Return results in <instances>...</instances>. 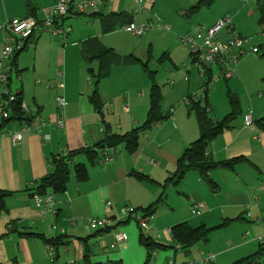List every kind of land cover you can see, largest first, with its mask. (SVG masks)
<instances>
[{"label": "crops", "instance_id": "0c3cea01", "mask_svg": "<svg viewBox=\"0 0 264 264\" xmlns=\"http://www.w3.org/2000/svg\"><path fill=\"white\" fill-rule=\"evenodd\" d=\"M56 1L0 0V59L7 22L31 15L44 19L46 9ZM223 1L226 7L216 13L202 12L200 28L179 26H185V33L178 36L180 41L169 39L159 58L169 62L166 70L156 63L153 51L158 32L171 31L172 26L159 19L162 12L155 9L157 0H142L137 13L138 0L108 1L98 11H72L60 22L71 27L67 37L35 30L26 47L14 57L11 88L20 93L27 116H37L44 124L40 129L24 130L23 139L17 143L10 136L0 137V189L9 193L6 211L0 215V264H166L171 260L174 264H202L210 255L214 257L206 264H231L260 250L257 239L264 234V131L256 120L264 117V101L257 100H264V86L256 89L259 82L254 84L251 69L252 63H259V70L264 72V58L248 57L253 53L242 57L234 79H225L232 89L230 101L233 96L240 105L243 96L252 106L240 109V116L214 138L209 148L214 161L238 159L234 168L212 169L206 176L210 183L194 168L176 184L167 180L187 146L200 137L192 102L207 104L214 119L225 117L220 116L215 104L216 90H210L203 99L199 95L214 69L201 77L189 64L191 52L181 37L206 30L231 15L237 32L250 40L241 23L237 27L234 22V15L238 18L244 13L243 8L235 7L238 0ZM262 1L252 5L262 12L260 23L264 26ZM214 2L198 0L185 14ZM249 15L255 16L253 9L246 17ZM126 19L137 25L151 22L152 26L144 34L135 35L122 28ZM156 22L158 29L150 31ZM228 37L226 33L220 39ZM102 65L107 74L97 79ZM153 85L161 89V112L167 117L140 133L133 153L121 143L100 151L101 160L95 164L85 153L74 156L75 163L88 165V177L81 180L72 169L64 192L48 188L46 194L53 198L56 212L43 214L35 206L33 191L35 183L52 171L53 157L95 148L107 139V132L126 134L142 126L151 107ZM95 93L100 106L94 102ZM196 93L190 103L185 101ZM59 96L66 101L62 107L57 103ZM246 115L252 116V124H245ZM59 117L64 119L63 126L57 123ZM29 121L26 116L21 121H1L0 131L9 127L21 130ZM106 155L109 161L104 160ZM196 204L203 205L199 215L192 211ZM126 206L140 215H154L146 231L123 211ZM91 218H110L113 224L105 230L91 231ZM181 222L214 229L208 241L184 249L171 234L172 227ZM116 232L126 233L127 240L111 248ZM141 233L160 247L149 251ZM213 234L219 241L217 247L209 243ZM235 241L238 245L228 248ZM261 257L263 254L255 264H261Z\"/></svg>", "mask_w": 264, "mask_h": 264}, {"label": "built area", "instance_id": "2783aa9c", "mask_svg": "<svg viewBox=\"0 0 264 264\" xmlns=\"http://www.w3.org/2000/svg\"><path fill=\"white\" fill-rule=\"evenodd\" d=\"M114 0H57L51 7L46 9V16L44 19H38L35 16L14 17L6 24V36L2 49L0 59V122L8 119L11 116L12 104L17 100V92L11 88L12 73L14 71L13 60L14 56L21 52L27 44V40L33 36L36 29L49 30L54 35L59 37H67L71 27L63 25L61 20L68 16L72 11L83 12L86 9L98 11L102 6ZM142 0H138L139 8L135 12L141 10ZM152 23H142L137 25L134 21L123 25V29L135 35L144 34ZM226 31L229 35L227 40H221L219 34ZM182 43L190 49L191 59L190 63L196 67L198 74L201 77H206L209 69H214L211 77L202 84L200 89V97L206 98L212 85L221 78L230 79L237 74L236 66L239 60L251 53H258L257 46H250L249 38L240 35L234 24L233 17L226 15L216 21V23L206 30H196L188 32L181 37ZM190 67V65H186ZM198 95L192 94L185 98L186 102H191ZM59 107L66 104L64 97H57ZM23 110L27 112L23 106ZM245 124L253 123L251 115L245 116ZM59 126L64 125V119L59 117L57 119ZM40 122L37 116H31V119L26 126L21 130H12L10 127L0 131V137L10 136L14 142H19L24 137L25 131H32L34 128L40 129ZM104 160L109 161L110 156L106 155ZM35 206L42 211L43 214H54V200L49 195H40L33 192ZM111 206V202L106 204ZM203 205L196 204L192 206L194 214L199 215L202 212ZM130 217L139 221L141 228L148 229L149 223L153 220V214L140 215L131 206H126L123 209ZM264 218V216H263ZM113 220L110 218H91L88 227L91 231L99 229L105 230L111 227ZM55 227V226H54ZM127 240V235L124 232H116L113 235L110 247L115 248L119 243ZM258 242L264 248V234L258 236ZM213 255L202 260V264L211 261ZM166 264H174V261H169Z\"/></svg>", "mask_w": 264, "mask_h": 264}, {"label": "trees", "instance_id": "16d2710c", "mask_svg": "<svg viewBox=\"0 0 264 264\" xmlns=\"http://www.w3.org/2000/svg\"><path fill=\"white\" fill-rule=\"evenodd\" d=\"M131 21L132 20L126 19V22H124L123 25ZM99 58H103V55H100ZM106 74V67L102 65L101 70L97 75V79L101 78V76H105ZM208 74H210L208 77L210 78L211 73L209 72ZM96 95L97 94L95 93V96H93L94 102L100 106V100H97L98 98ZM161 100V89L157 85H153L151 88V107L148 113V118L142 126L137 127L130 133L126 134H113L107 132V139L96 145L95 148L87 147L77 151H70L68 154L63 156H54L51 160L52 171L44 176L39 182L35 183L33 192L43 196L47 195L46 192L48 188H52L55 192H64L69 183L72 169H75L76 176L79 179L82 180L87 178L89 174L88 165L84 162L75 163L73 161L74 156L78 154L85 153L91 164H95L101 160L100 151H104L107 148L117 147L121 143H124L131 153L135 152L139 145L140 133L167 117L161 112ZM231 103L233 106L232 112L223 119L218 120L211 117L209 106L207 104L203 105L201 100L192 102L191 108L195 111L197 116L200 127V137L187 146L182 156L179 158L175 171L167 180H171L176 184L180 182L186 171L192 168L198 169L207 179L208 177L206 176L208 175L209 171L214 168H234V165L238 162V159H232L228 161H214L209 155V148L214 138L220 132H222L224 128L228 127L237 117L240 116L241 112L239 109L238 100L232 96ZM25 116L28 120L31 119V117L27 116V113L23 110L21 95L20 93H17V100L12 104L11 116L4 120V122L10 123L14 120L21 121L23 118H25ZM256 123L259 129L264 131V117L256 120ZM210 181L211 180H209V183ZM8 194L9 193L7 191L0 189V215L6 211L5 199ZM213 229L214 228L208 227L204 224L193 227L187 222H181L172 227L171 234L175 243L179 244L184 249H189L197 242L208 241ZM141 240L142 243L147 246L149 251L154 250L155 247H160V245L154 244L150 237L143 233H141ZM262 254H264L263 247H261L255 255L234 261L231 264H255L256 258ZM108 264L121 263L113 262Z\"/></svg>", "mask_w": 264, "mask_h": 264}, {"label": "rangeland", "instance_id": "374dc122", "mask_svg": "<svg viewBox=\"0 0 264 264\" xmlns=\"http://www.w3.org/2000/svg\"><path fill=\"white\" fill-rule=\"evenodd\" d=\"M197 1L198 0H196V1H192V0H157L155 9L162 12V14H160V15L158 14L159 19L172 26L171 31L163 30L161 32H158L159 34L155 38V46H154V51H153L154 58H158V59H156L157 60L156 63H158L159 66H162L163 69L167 65H169V62L160 61L159 58L162 56L163 51L166 48V43L169 39H176V40L178 39V41H180L178 36L185 33V31H184L185 26H187V25L189 27L193 26V27L200 28L201 27L200 23L203 21L202 20V12L208 11L210 14H213V13H216L218 9H220V8L223 9L224 7H226L223 0H215V2L210 7H207L204 4H202L201 8L198 11L193 12L190 15H186L185 14L186 11L190 10L191 7ZM253 2L255 4V3H257V0H248L247 2H246V0H238V3L235 2V3H237L235 7L238 8V10L243 8L244 13L243 14L241 13V15L238 18L235 17V15H234V22L237 25V27L241 23V28L247 33L246 36L250 37V46H257L259 48L258 53H256V54L253 53L251 55H248V57L256 55L258 57L260 56V57L264 58V26H263V23H260V17L262 16V12L259 13L257 11V7L252 5ZM262 3H264V0L262 1ZM252 9L255 12V16L251 17V15H249L246 17L248 12L250 13ZM151 13H153V12H151ZM163 22L160 24L164 25ZM181 24H184L185 26H183L182 28H179V26ZM157 27H159V26H158V23L156 22L155 26L150 31L158 29ZM6 33H7V31H6ZM164 35H167L166 39L162 38ZM220 37H222V38L226 37V32L222 31L220 33ZM152 65H154V64H152ZM261 66H262V64L252 63V67L254 69L253 68L251 69V73H252L251 75H252V77H254L253 78L254 84L259 82V85L256 88L258 90H262V86H264V72L262 70H259ZM172 68H170V69H172ZM164 70H166V69H164ZM165 79H166V77H164V80ZM232 79H234V78L229 79V82ZM212 87L213 88L211 89L210 92L214 93L215 90L217 91L216 95L214 97V101H215L217 108L221 112L220 116L224 117V116H226V114L232 112V110H233V106H232L231 101H230V94L232 93V89L231 88L229 89V87L227 86V82L224 78H221V80L215 82V84H213ZM253 91L255 92V90H253ZM254 94H262V92L258 91V92H255ZM243 98H244V101H243ZM241 100H242V102L239 105V109L245 111V110H249L248 108L252 107L251 102L249 101V99L247 97L245 98L242 96ZM257 100L264 101L263 99H259V98ZM146 230L147 229H144V231H146ZM220 233L221 232H219L217 235H220ZM214 235L215 234L212 235L209 243H212V245L214 247H217L219 244V241H218V238ZM251 236H253V235H251ZM251 236H248V238L250 239ZM198 243H200V242H198ZM256 243L258 244V242H256ZM195 244H197V243H195ZM237 245H238V242L235 241V243L231 242V244L230 245L228 244L227 246H228V248H233V247H236ZM257 250H258V248H257ZM212 252H214V251H212ZM238 254H239V252H238ZM261 264H264V254H263V257H261Z\"/></svg>", "mask_w": 264, "mask_h": 264}]
</instances>
